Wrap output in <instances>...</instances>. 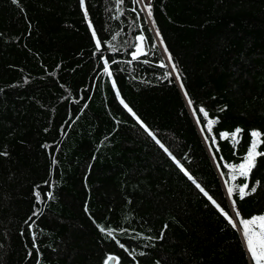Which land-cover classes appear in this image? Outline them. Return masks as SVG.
Segmentation results:
<instances>
[{
  "label": "trees",
  "instance_id": "obj_1",
  "mask_svg": "<svg viewBox=\"0 0 264 264\" xmlns=\"http://www.w3.org/2000/svg\"><path fill=\"white\" fill-rule=\"evenodd\" d=\"M252 131L264 0H0V264H254Z\"/></svg>",
  "mask_w": 264,
  "mask_h": 264
},
{
  "label": "snow or ice",
  "instance_id": "obj_2",
  "mask_svg": "<svg viewBox=\"0 0 264 264\" xmlns=\"http://www.w3.org/2000/svg\"><path fill=\"white\" fill-rule=\"evenodd\" d=\"M148 14H149V16L151 15L150 5L148 6ZM140 39H143V38L140 37ZM97 43L99 44V42H97ZM141 50L142 49L140 48V46H137L136 53H133L134 59L136 58L137 54H139L141 52ZM169 59H171V57H169ZM172 67L175 70V65H173ZM106 71H107V69H106ZM181 87H183V85H181ZM121 103H123V101H121ZM124 107L128 108V105L124 104ZM128 111L132 112V109L128 108ZM201 111H203V110H201ZM133 115H135V113H133ZM205 115H207V113H205ZM211 123H212V121H209V124H211ZM240 132H241V129L237 128L235 130V132L232 134L233 138H235ZM226 135L227 134H225V136ZM260 135H261L260 132H257V131L251 132V136L253 137L251 146H250L246 156L244 157L243 162L240 163L235 168H233V171L234 172L238 171L240 176H245V177L248 176L251 173L252 168L254 167L255 158L259 155H264V153L257 151L259 144L264 142V141H260L258 139L260 137ZM232 179H235L234 175L232 176ZM256 184L259 185L260 182L257 181ZM197 187L199 188L200 185H197ZM247 188H248L247 184L243 185L242 187H239L238 191H239L241 199H243L246 194H250V193L245 192V190ZM200 190L202 192L204 191L203 188H201ZM256 190L257 189L255 186L251 188V192H255ZM233 191H234V188H232V187L228 188L229 194H231ZM47 195L49 197H51V193H48ZM205 195H208L207 192H205ZM209 199L212 200V197L209 196ZM212 202L214 204L216 203L215 200H213ZM233 204H235L234 201H233ZM217 207H219L218 204H217ZM224 215L226 216V218L229 220V223H231L234 228L237 227V223L235 221H233L232 218L229 217L227 213H224ZM236 216L240 217L239 211H236ZM239 225L242 227L243 236L245 238V243H246V248H247V251L252 258V261L254 262V264H264V214L253 215L250 219L240 218L239 219ZM101 231H104V229L102 228ZM257 234H258L259 238L254 240V237H256ZM108 235L111 236L112 232L109 231ZM111 259H112V257L109 256L108 260H111ZM105 264H107V260L105 261Z\"/></svg>",
  "mask_w": 264,
  "mask_h": 264
},
{
  "label": "water",
  "instance_id": "obj_3",
  "mask_svg": "<svg viewBox=\"0 0 264 264\" xmlns=\"http://www.w3.org/2000/svg\"><path fill=\"white\" fill-rule=\"evenodd\" d=\"M232 214H233L234 218L236 219V216H235L233 210H232ZM107 264H116V258H112L111 260H108Z\"/></svg>",
  "mask_w": 264,
  "mask_h": 264
},
{
  "label": "rangeland",
  "instance_id": "obj_4",
  "mask_svg": "<svg viewBox=\"0 0 264 264\" xmlns=\"http://www.w3.org/2000/svg\"><path fill=\"white\" fill-rule=\"evenodd\" d=\"M248 219H250V218H248ZM241 231H242V228H241ZM242 235H243V231H242ZM243 238H244V236H243ZM259 237H258V234H257V236L256 237H254V240L255 239H258ZM244 240H245V238H244Z\"/></svg>",
  "mask_w": 264,
  "mask_h": 264
}]
</instances>
